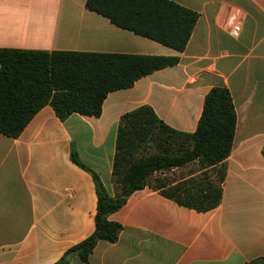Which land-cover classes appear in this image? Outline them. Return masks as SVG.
<instances>
[{
    "label": "crops",
    "instance_id": "1",
    "mask_svg": "<svg viewBox=\"0 0 264 264\" xmlns=\"http://www.w3.org/2000/svg\"><path fill=\"white\" fill-rule=\"evenodd\" d=\"M169 1L198 16L182 52L115 26L86 0H0V49L178 60L109 92L98 117L61 121L46 105L17 138L0 135V264H54L93 232L94 183L71 152L113 196L120 118L148 106L167 127L192 134L217 86L236 114L220 204L199 213L149 188L136 191L108 217L121 226L117 241H99L88 264H264V0ZM192 166L153 178L185 170L171 177L174 185L211 173L190 174Z\"/></svg>",
    "mask_w": 264,
    "mask_h": 264
},
{
    "label": "trees",
    "instance_id": "2",
    "mask_svg": "<svg viewBox=\"0 0 264 264\" xmlns=\"http://www.w3.org/2000/svg\"><path fill=\"white\" fill-rule=\"evenodd\" d=\"M86 8L176 52L185 49L198 18L195 12L169 0H86ZM177 62L174 57L0 49V135L17 138L46 105L61 121L72 114L98 117L109 92L129 88L138 79ZM235 122L231 96L222 86L211 88L205 96L192 134L167 127L148 106L124 114L112 163L113 196L71 152V162L89 173L94 183V230L54 264H69L72 257L88 264L99 241L115 243L121 226L110 222L109 215L144 188L199 213L215 209L221 201L223 163L231 151ZM191 164L198 169L190 174L208 168L211 173L204 171L174 185L170 177L153 178Z\"/></svg>",
    "mask_w": 264,
    "mask_h": 264
},
{
    "label": "rangeland",
    "instance_id": "3",
    "mask_svg": "<svg viewBox=\"0 0 264 264\" xmlns=\"http://www.w3.org/2000/svg\"><path fill=\"white\" fill-rule=\"evenodd\" d=\"M192 167L194 168V167H196V166L194 165V166H192ZM188 170H190V169H188ZM188 170H187V171H188ZM191 170H193V169H191ZM191 170H190V171H191ZM184 173H185V170H184V171H183V170H176V171L173 172L172 174H173V177L176 178V177L182 176ZM168 175H169V174H168ZM167 177H170V178H171L172 176L169 175V176H167ZM173 177H172V178H173ZM213 180H215V177H214V176H213Z\"/></svg>",
    "mask_w": 264,
    "mask_h": 264
}]
</instances>
